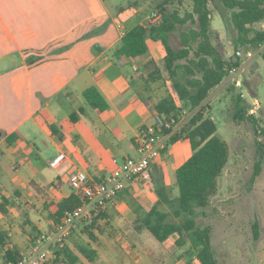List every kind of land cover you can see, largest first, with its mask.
Returning <instances> with one entry per match:
<instances>
[{
	"label": "crops",
	"instance_id": "0c3cea01",
	"mask_svg": "<svg viewBox=\"0 0 264 264\" xmlns=\"http://www.w3.org/2000/svg\"><path fill=\"white\" fill-rule=\"evenodd\" d=\"M128 3L0 0V230L8 237L0 245L1 259L6 249L20 250L24 241L32 244L52 228L57 204L74 193L70 173L82 171L99 181L115 161L135 155L138 135L155 122L154 104L168 94L175 97L168 80L143 92L141 81L131 79L149 60L160 67L165 55L160 41L148 38L145 54L114 60L125 29L137 21ZM153 13L139 25L158 22L160 14ZM215 17L214 12L212 27L220 36ZM38 55L41 60L29 64L28 58ZM90 86L107 101V109L87 104L82 93ZM139 93L149 98L142 100ZM13 132L18 138L8 144L5 138ZM59 153L64 160L53 168L49 162ZM190 155L187 138L168 146L151 162L148 181L130 183L91 227L78 223L66 241L77 257L73 264H200L189 242L187 249L175 246L177 234L158 242L138 228L157 200L156 189L175 187V170ZM82 246L95 250L94 260L81 253ZM162 246L169 252L157 251Z\"/></svg>",
	"mask_w": 264,
	"mask_h": 264
},
{
	"label": "trees",
	"instance_id": "16d2710c",
	"mask_svg": "<svg viewBox=\"0 0 264 264\" xmlns=\"http://www.w3.org/2000/svg\"><path fill=\"white\" fill-rule=\"evenodd\" d=\"M169 0L159 5L160 19L148 26L136 24L125 29L113 50L115 61L122 57L132 59L148 51L146 40L160 41L164 47L163 66L149 60L145 64V77L135 73L133 83L142 81L147 90L151 83L165 80L170 82L175 97L168 94L154 104L155 120L164 116L176 115L185 110L191 113L185 125L178 133L170 136L168 146L187 138L191 147V155L175 170V187L160 186L156 189L157 200L139 219L138 228L146 229L156 241L163 242L172 234L178 238L174 244L182 247L189 242V249L195 254L200 264H223L220 262L212 245L213 232L211 226H199L195 219L196 207H206L211 197L218 191V181L225 167L229 149L226 141L217 134L216 123L205 115L208 108L206 99L210 91L218 86L227 76L232 66L240 64V57L235 52L239 49L258 48L264 43V29L258 27L264 23V0H192L191 10L181 14L178 10L168 9ZM213 11L232 31L233 57L226 61L222 52L213 43L217 32L212 27ZM179 32L180 47L174 48L170 43L172 32ZM218 35V34H217ZM41 56L28 58L29 64L41 60ZM138 74V75H137ZM90 106L99 110L108 108V103L94 86L86 88L82 93ZM142 100L149 97L139 93ZM234 121H248L255 130H264L258 120L248 112L250 105L235 94ZM18 138L17 133H10L5 140L12 144ZM264 157V145H260ZM176 189V192H174ZM80 204L73 193L57 204L53 216L55 224L65 210ZM0 211L4 212L0 204ZM97 219L86 228L91 227ZM90 238L93 236L89 233ZM7 235L0 230V245L7 242ZM81 253L89 260H94L95 250L80 247ZM21 252L17 247L6 249L2 255L4 263H14ZM73 264L77 257L66 248V244L56 251V261Z\"/></svg>",
	"mask_w": 264,
	"mask_h": 264
},
{
	"label": "rangeland",
	"instance_id": "374dc122",
	"mask_svg": "<svg viewBox=\"0 0 264 264\" xmlns=\"http://www.w3.org/2000/svg\"><path fill=\"white\" fill-rule=\"evenodd\" d=\"M116 1L121 5L129 2L126 9L132 14V19L137 20L135 23L139 24L140 21L147 23V17L151 13H159L158 5L163 0ZM169 1L167 7L170 10H178L181 14L191 10L192 0ZM213 12L216 15L215 20L217 19L213 26L220 28V36L215 33L213 43L228 61L234 53L233 33L225 26L218 13ZM258 27H262V24ZM182 29L179 27L170 35V43L174 48L180 47L179 32ZM251 49V55H246V50L241 48V86L236 87L230 80H224L210 91L205 102L208 106L205 115L216 123L217 134L226 141L229 156L219 177L217 193L211 197L206 207H196L195 219L199 226H211L212 245L223 264H264V157L259 147V144L264 145V132L255 130L248 121L236 122L233 118V96L240 94L250 108H254L253 115L264 130V51ZM159 63L162 67L163 60ZM145 73L144 66L140 75L145 77ZM156 83L163 86L162 80ZM141 89L144 92L143 85ZM163 93L162 90L158 97L163 96ZM254 101L257 102L256 105L253 104ZM186 115L187 122L191 113L187 111ZM23 243L25 244L20 247L21 253L26 251L31 241L26 240ZM180 248L187 249V246ZM157 249L159 252H169L164 246ZM167 260H171V256ZM0 264H3L1 255ZM50 264H54L52 260Z\"/></svg>",
	"mask_w": 264,
	"mask_h": 264
},
{
	"label": "built area",
	"instance_id": "2783aa9c",
	"mask_svg": "<svg viewBox=\"0 0 264 264\" xmlns=\"http://www.w3.org/2000/svg\"><path fill=\"white\" fill-rule=\"evenodd\" d=\"M152 16L156 17L157 13H153ZM263 26L264 23L260 28L264 29ZM261 45L258 49L264 51ZM242 52L239 49L235 54L241 58ZM251 53V48L245 52L246 55H251ZM136 69L134 67V70ZM240 73V65L232 66L229 70L228 77L235 86L241 84ZM253 104L256 105L257 102L254 101ZM253 111V107L248 110L250 114H253ZM186 113L187 111L183 110L175 116H164L143 129L136 140V154L115 161V168L99 181L90 180L82 171L70 173L69 185L80 204L73 209L65 210L52 228L40 233L35 242L21 254L16 262L6 264H50V260L55 261L56 251L66 244L78 223L91 224L95 219L100 218L105 207L112 204L130 183L146 182L150 179L151 162L162 154L170 136L178 133L184 126ZM63 160L64 154L59 153L49 162V165L57 168ZM59 260L55 264H61L62 260Z\"/></svg>",
	"mask_w": 264,
	"mask_h": 264
}]
</instances>
